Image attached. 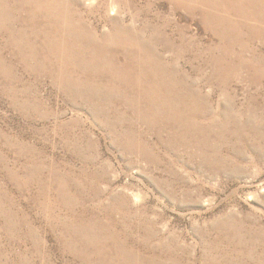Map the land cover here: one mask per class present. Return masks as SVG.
Instances as JSON below:
<instances>
[{
  "label": "rangeland",
  "instance_id": "1",
  "mask_svg": "<svg viewBox=\"0 0 264 264\" xmlns=\"http://www.w3.org/2000/svg\"><path fill=\"white\" fill-rule=\"evenodd\" d=\"M247 1L0 0V264H264V4ZM56 21L104 43L88 78L62 35L41 46ZM136 36L150 60L128 74Z\"/></svg>",
  "mask_w": 264,
  "mask_h": 264
},
{
  "label": "bare ground",
  "instance_id": "2",
  "mask_svg": "<svg viewBox=\"0 0 264 264\" xmlns=\"http://www.w3.org/2000/svg\"><path fill=\"white\" fill-rule=\"evenodd\" d=\"M229 1H236V0H229ZM256 1L259 3V4H264V0H248L247 2L248 3H256ZM223 2V1H222ZM78 3V2H77ZM132 6V5H131ZM134 6V5H133ZM104 8V7H103ZM98 11V10H97ZM33 14V13H32ZM60 15V14H59ZM58 15V16H59ZM34 16V15H33ZM259 16V15H258ZM47 19L49 17V15L45 16ZM53 17V16H52ZM147 17V16H146ZM54 20H58L57 18L53 17ZM67 18V17H66ZM107 18V17H106ZM135 18V17H134ZM242 19V18H241ZM250 19V18H248ZM53 20V19H52ZM134 20V19H133ZM252 20V19H251ZM254 20V19H253ZM82 21V20H81ZM113 21V20H112ZM262 22H264V16H262V19H261ZM66 22V21H65ZM253 22V21H252ZM259 22V21H258ZM63 24H66V23H63ZM80 24L82 25V23L80 22ZM86 25V24H85ZM256 25V24H255ZM262 25V23H261ZM264 25V24H263ZM67 26L69 25H62V24H59L57 21L55 23H52L49 27H48V32H47V35L48 37L51 39V42H47V43H41V46L45 49V51L48 53L47 55L51 56L54 55L55 51L59 48V45L62 44V46H66V50H69V51H74L73 53L75 54V59L78 60L80 62V64L77 65V68L79 69V72L80 73H84V76L86 78H88L89 76H91V71L92 69L90 67H88L87 65L91 64L92 62H95L96 64L101 62V60L104 58V55H103V51L105 49V46H104V43L102 42H97L95 37H93V40L92 41H87V37L85 36H82V35H78L77 37H72L73 35H76V33L73 31V29L69 28L67 29ZM80 26V25H79ZM151 25L148 23L147 24V27H145L146 29H151V30H155L154 28H151L150 27ZM78 28V27H77ZM144 28V29H145ZM259 28H260V25H259ZM91 29V28H90ZM117 29V28H116ZM124 29V28H123ZM261 29V28H260ZM125 30V29H124ZM123 30V31H124ZM142 30V29H141ZM254 30V29H253ZM259 30V29H258ZM46 31V30H45ZM79 31V30H78ZM93 31V30H92ZM87 32V31H86ZM85 32V34H86ZM96 32V31H95ZM120 32V30H119ZM130 32V31H129ZM262 32V31H260ZM57 33H59L60 35H62V37L59 39V42L60 44H55L54 43V40H56V37H57ZM131 33V32H130ZM255 33V32H254ZM263 33V32H262ZM88 34V32H87ZM121 34V32H120ZM118 34V35H120ZM117 35V34H116ZM124 35V34H123ZM127 35V34H126ZM90 36V35H88ZM93 36V35H92ZM107 36V35H106ZM112 36V35H111ZM108 37V36H107ZM118 37V36H117ZM114 40V37H110ZM134 41H135V47L133 48H130V50H127L129 51V55L128 57L126 58V60L124 61L125 64L127 65L126 66V71L128 74H130L132 72V65H134V62L137 63V67H140V64H142L141 66L144 65V63H139V62H144V61H149L150 59L148 58L147 56V52H145L143 50L142 47H138L140 45V42H138V38L137 36L136 37H133ZM67 42V44H64V42ZM129 41V40H128ZM130 42V41H129ZM128 42V43H129ZM86 43L88 44V48H87V45ZM86 45V47H85ZM107 45V44H105ZM125 45V44H124ZM128 45V44H127ZM31 46H33V44H31ZM110 47V46H109ZM118 47V45H117ZM120 47V45H119ZM121 48V47H120ZM129 48V47H128ZM122 49V48H121ZM33 50H34V47H33ZM125 51V50H124ZM83 52V53H82ZM33 53H36V52H33ZM82 53V55H81ZM120 53V52H119ZM118 51H113L111 52V55L113 57H118ZM69 54V53H68ZM77 57V58H76ZM123 58V57H122ZM81 59H84V60H81ZM125 59V58H124ZM81 61H85V66L83 67L81 64ZM88 63V64H87ZM111 63V62H110ZM147 64V63H146ZM51 65V64H49ZM53 65V64H52ZM66 66L64 67V71L67 70V69H70V65L69 64H65ZM123 65V64H122ZM98 66V64H97ZM111 66V65H110ZM51 67V66H50ZM103 67V66H102ZM109 67V66H108ZM136 67V68H137ZM49 68V67H47ZM116 68V67H115ZM123 68V66H122ZM125 68V67H124ZM50 69V68H49ZM50 70H53L50 69ZM58 70V71H57ZM57 70L54 71L57 72L56 74H60V70L59 68H57ZM108 70V68H107ZM96 71V70H95ZM117 71V70H116ZM161 71V70H160ZM121 72V71H120ZM119 73V72H118ZM65 75V74H64ZM119 75V74H118ZM79 76V75H78ZM114 76V75H113ZM162 76V75H161ZM117 77V76H116ZM85 78V79H86ZM110 78V77H109ZM114 78V77H113ZM125 78V77H124ZM65 80L67 79V76L65 75ZM111 79V78H110ZM118 80H123L122 78L118 77L117 78ZM116 80V79H114ZM161 80V79H160ZM77 81V80H76ZM156 82V81H155ZM157 84V83H155ZM98 234L96 232H93V234L89 237H84L80 240H83V248L85 250L86 253H88V250H90L91 252L92 251H95L97 252V256L98 257H101V253L98 251V250H95V249H92V246H91V242L92 240H96L95 241V247H97L98 243H97V240H98ZM82 242V241H81ZM142 244V243H141ZM145 244V243H144ZM146 245V244H145ZM99 246V245H98ZM141 246V245H140ZM100 247V246H99ZM97 249V248H96ZM100 249V248H99ZM152 249V248H150ZM149 249V250H150ZM116 250L113 251V253L115 252ZM159 252V251H158ZM83 253V252H82ZM162 253V252H161ZM121 255V254H120ZM159 255V254H158ZM99 259H97V263L100 264V261H98ZM125 264V263H124ZM157 264V263H156Z\"/></svg>",
  "mask_w": 264,
  "mask_h": 264
}]
</instances>
